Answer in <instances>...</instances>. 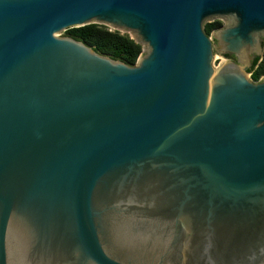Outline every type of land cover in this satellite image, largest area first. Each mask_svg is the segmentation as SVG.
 I'll return each mask as SVG.
<instances>
[{"label": "water", "instance_id": "95a60500", "mask_svg": "<svg viewBox=\"0 0 264 264\" xmlns=\"http://www.w3.org/2000/svg\"><path fill=\"white\" fill-rule=\"evenodd\" d=\"M263 38L264 0H0V264H264Z\"/></svg>", "mask_w": 264, "mask_h": 264}, {"label": "trees", "instance_id": "16d2710c", "mask_svg": "<svg viewBox=\"0 0 264 264\" xmlns=\"http://www.w3.org/2000/svg\"><path fill=\"white\" fill-rule=\"evenodd\" d=\"M223 26L221 20H214L205 24V32L210 35L215 29ZM65 35L72 36L83 41L100 54L110 56L114 59L134 65L141 53L143 46L133 40L129 34L102 24H89L82 27L67 29ZM226 57L230 54H225ZM254 81H260L264 77V54L253 61L252 67L248 70Z\"/></svg>", "mask_w": 264, "mask_h": 264}, {"label": "rangeland", "instance_id": "374dc122", "mask_svg": "<svg viewBox=\"0 0 264 264\" xmlns=\"http://www.w3.org/2000/svg\"><path fill=\"white\" fill-rule=\"evenodd\" d=\"M214 20H221L222 23H223V25H226V24L228 23V20H227V19L217 18V19H211V20H207V21H205L204 25H205L206 23L211 22V21H214ZM122 33H127V34H129L130 36H132V33H131L130 31L122 32ZM62 34L65 35V32H63ZM210 37H211L212 41H213L214 43H216V41H215V39H214V37H213L212 34H210ZM263 48H264V46H263ZM145 50H146V49H144V51H145ZM214 53H215V56H214L213 64H214L215 68L218 69V68H219V67H220V66H221L226 60H228V57H226L225 54H224L223 52L219 51V50H215V49H214ZM249 76H251L250 73H249ZM262 78H264V77H262Z\"/></svg>", "mask_w": 264, "mask_h": 264}, {"label": "flooded vegetation", "instance_id": "af4514ba", "mask_svg": "<svg viewBox=\"0 0 264 264\" xmlns=\"http://www.w3.org/2000/svg\"><path fill=\"white\" fill-rule=\"evenodd\" d=\"M262 44H263V46H264V38L262 39ZM228 59H229V60H233V61L236 60V58H235L233 55L228 56Z\"/></svg>", "mask_w": 264, "mask_h": 264}]
</instances>
